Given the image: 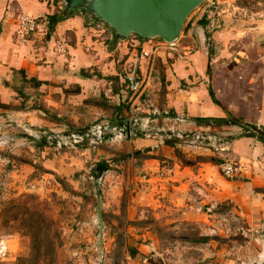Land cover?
<instances>
[{
	"label": "crops",
	"instance_id": "obj_1",
	"mask_svg": "<svg viewBox=\"0 0 264 264\" xmlns=\"http://www.w3.org/2000/svg\"><path fill=\"white\" fill-rule=\"evenodd\" d=\"M252 10L248 16L222 14L224 36L200 14L168 43L136 34L117 38L102 20L67 9L64 0H0V114L67 130L98 116L127 124L152 105L160 111L156 125L223 132L230 140L227 156L241 167L238 175H223L214 151L196 150L203 156L172 165L153 156L152 169L161 173L151 170L149 180L158 185L150 186V202L172 187L179 192L169 198L178 218L206 220L222 235L215 249L226 252V264H264V5ZM22 12L41 19L27 40L17 30ZM103 81L112 88L111 99ZM170 137L131 132L117 149L162 153L167 160L182 146ZM53 154L43 162L51 172L57 160L70 170L81 162L66 155L54 162ZM155 188L161 194L154 196ZM141 245L139 262L153 264L154 237Z\"/></svg>",
	"mask_w": 264,
	"mask_h": 264
},
{
	"label": "rangeland",
	"instance_id": "obj_2",
	"mask_svg": "<svg viewBox=\"0 0 264 264\" xmlns=\"http://www.w3.org/2000/svg\"><path fill=\"white\" fill-rule=\"evenodd\" d=\"M249 1L254 9L264 5V0ZM203 2L188 14L179 37L185 25L200 14L203 17ZM102 85L105 98L111 99L110 85L104 81ZM99 118L111 122L108 116H98L78 126ZM27 134L14 123L0 128V264H141L143 254L136 246L142 248L151 237L153 264H226V252L215 249L222 235L214 225L178 218L176 201L169 198L179 192L172 187L158 195L157 202H150V186L158 182L149 180L153 172L161 173L152 169L153 156L158 164L172 165L179 160L192 162L194 154L203 156L196 150L214 151L222 160L221 153L182 140L167 160L162 153L118 151L127 136L113 144L57 150ZM3 135L9 136L6 141H1ZM52 154L53 161L66 155L81 162L70 170L57 160L51 172L43 162ZM96 165L106 167L100 181ZM156 193L161 194L159 188Z\"/></svg>",
	"mask_w": 264,
	"mask_h": 264
},
{
	"label": "built area",
	"instance_id": "obj_3",
	"mask_svg": "<svg viewBox=\"0 0 264 264\" xmlns=\"http://www.w3.org/2000/svg\"><path fill=\"white\" fill-rule=\"evenodd\" d=\"M203 3L201 13L202 15H206L210 23L218 28L219 36H224V30L220 22V16L222 14L231 13L234 15H247L249 12L253 11V7L250 5L249 0H246L245 3H238L237 0H205ZM16 22L17 30L21 34L22 40H27L29 35L37 29L38 25L41 23V19L32 14L22 12L18 16ZM145 54H147V52H145ZM109 90L111 91L112 88L109 87ZM158 115H160V111L151 105L149 110L134 116L132 120L128 122L130 124V134L131 132L133 134L141 132L146 136H156L159 133H163L168 136H175L184 142L208 147L221 153L223 159L220 162V168L225 176L233 177L240 173L241 167L238 162L229 158L226 154L229 150L230 140L223 132L201 129L183 130L168 126L166 122L162 125H156L154 122L157 121ZM164 115L168 118L184 120V117L181 115H175L173 117L167 116V114ZM13 123L34 138L43 140L49 147L57 150L77 149L79 146H99L104 143L113 144L120 142L127 136L126 124H114L105 118L95 119L83 128L68 130H46L44 128L32 126V124L29 123L15 122L9 118H0V128L3 124L11 125ZM256 128L260 129L259 126H256ZM7 137L9 136L3 135L1 141H6Z\"/></svg>",
	"mask_w": 264,
	"mask_h": 264
},
{
	"label": "water",
	"instance_id": "obj_4",
	"mask_svg": "<svg viewBox=\"0 0 264 264\" xmlns=\"http://www.w3.org/2000/svg\"><path fill=\"white\" fill-rule=\"evenodd\" d=\"M205 0H64L69 10L84 9L108 25L117 38L136 34L143 39L160 37L172 43L179 38L188 14ZM136 86L135 72L129 77ZM130 137V124H126ZM31 137L30 134H27ZM100 181L106 167L96 165Z\"/></svg>",
	"mask_w": 264,
	"mask_h": 264
},
{
	"label": "trees",
	"instance_id": "obj_5",
	"mask_svg": "<svg viewBox=\"0 0 264 264\" xmlns=\"http://www.w3.org/2000/svg\"><path fill=\"white\" fill-rule=\"evenodd\" d=\"M84 10V9H83ZM147 39V38H146ZM101 164H105V163H103V162H101ZM154 252L152 253V255L150 256V258L152 259V260H154L155 261V259H154ZM153 257V258H152Z\"/></svg>",
	"mask_w": 264,
	"mask_h": 264
}]
</instances>
